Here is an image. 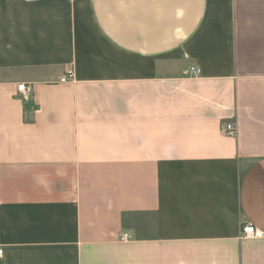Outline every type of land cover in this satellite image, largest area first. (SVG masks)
I'll list each match as a JSON object with an SVG mask.
<instances>
[{"label":"crops","instance_id":"obj_1","mask_svg":"<svg viewBox=\"0 0 264 264\" xmlns=\"http://www.w3.org/2000/svg\"><path fill=\"white\" fill-rule=\"evenodd\" d=\"M245 224L264 0H0V264H264Z\"/></svg>","mask_w":264,"mask_h":264},{"label":"built area","instance_id":"obj_2","mask_svg":"<svg viewBox=\"0 0 264 264\" xmlns=\"http://www.w3.org/2000/svg\"><path fill=\"white\" fill-rule=\"evenodd\" d=\"M187 72H190L192 75H197L199 74V69L196 67L191 66ZM74 80V73L71 69H69L61 78L60 81L65 82V81H72ZM17 91L20 92L24 98H27L30 93H31V87L24 83L21 82L17 85ZM225 133L228 135H233L235 133V128L232 123H227L225 125ZM130 237V235L126 232L122 233L119 236L120 240H127ZM240 237L242 238H251V237H264V231L259 230L252 224H245L242 226L241 231H240Z\"/></svg>","mask_w":264,"mask_h":264}]
</instances>
